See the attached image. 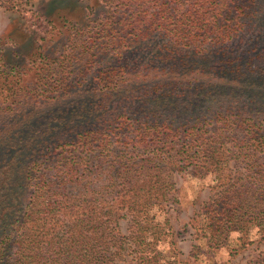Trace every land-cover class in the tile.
I'll list each match as a JSON object with an SVG mask.
<instances>
[{
    "label": "trees",
    "instance_id": "1",
    "mask_svg": "<svg viewBox=\"0 0 264 264\" xmlns=\"http://www.w3.org/2000/svg\"><path fill=\"white\" fill-rule=\"evenodd\" d=\"M29 1L0 0L29 28L18 59L0 47V264H220L264 241V0H97L50 57ZM179 171L209 179L186 258Z\"/></svg>",
    "mask_w": 264,
    "mask_h": 264
},
{
    "label": "rangeland",
    "instance_id": "2",
    "mask_svg": "<svg viewBox=\"0 0 264 264\" xmlns=\"http://www.w3.org/2000/svg\"><path fill=\"white\" fill-rule=\"evenodd\" d=\"M97 3V0H30L22 5L46 14L53 21L54 29L50 31V35L48 34L41 41V49L50 57V55L57 54L73 24L80 22L84 15L93 17L100 11ZM88 6L91 7V11ZM27 29L29 28L25 25V20H23L19 10L0 5V47L4 46L5 48L3 56L8 59H18L14 48L6 45V38L14 39L19 43L21 49L19 48L18 51H26L28 47L27 38H29ZM173 180L177 202L173 203L171 208H167L165 215L173 231L172 238L175 241L174 245L178 248V257L186 258L192 231L188 222H190V216L196 206L210 193L207 186L209 179L208 177L201 179L189 175L185 171H179L173 172ZM124 226V221L120 220V230ZM248 236L255 239L239 248L228 259L226 258L227 253L223 249L218 251L216 253L217 261L220 264H242L245 259L256 255L259 250H264V241L258 239L255 231L249 230ZM228 242L230 245H238L237 235L231 234ZM159 246L165 248L166 243H160Z\"/></svg>",
    "mask_w": 264,
    "mask_h": 264
}]
</instances>
